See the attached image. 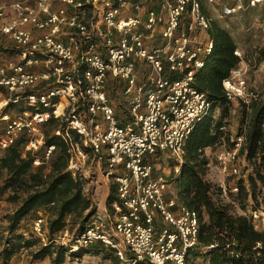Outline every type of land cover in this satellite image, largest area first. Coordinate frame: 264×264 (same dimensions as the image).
Instances as JSON below:
<instances>
[{
	"label": "built area",
	"instance_id": "2783aa9c",
	"mask_svg": "<svg viewBox=\"0 0 264 264\" xmlns=\"http://www.w3.org/2000/svg\"><path fill=\"white\" fill-rule=\"evenodd\" d=\"M241 8L223 3L220 16ZM211 23L200 0L0 4V34L14 42L17 58L6 61L0 51V156L20 139H25L23 155L42 148L44 125L55 118L53 133L68 145V169L76 174L83 163L104 157L106 176L117 188L111 214L91 216L74 236L66 226L52 242L101 243L132 264H185L187 251L198 245V213L171 196L170 181L156 175L152 158L168 152L176 160L174 174L180 173L186 141L211 108L208 95L195 86L196 73L214 51ZM234 53L243 61L237 49ZM110 79L121 81L130 98L124 122L107 91ZM223 87L230 99L249 102L256 96L242 67L231 70ZM234 141V148L217 156L225 176L207 178L211 161L206 173L223 193L226 176L241 172L243 136ZM54 150V145L46 147L44 160L34 164L47 162ZM38 212L31 233L46 244L51 241L47 214ZM158 218L163 222L159 232Z\"/></svg>",
	"mask_w": 264,
	"mask_h": 264
},
{
	"label": "trees",
	"instance_id": "16d2710c",
	"mask_svg": "<svg viewBox=\"0 0 264 264\" xmlns=\"http://www.w3.org/2000/svg\"><path fill=\"white\" fill-rule=\"evenodd\" d=\"M209 33L215 40L214 51L209 64L196 73L195 86L208 95L212 105L189 135L180 173L175 174L174 178L179 202L195 210L199 217L198 245L187 251L185 264L190 258H202L203 264H264V230L256 228L251 215L236 214L231 204L220 198L222 189L206 179L210 160L204 153L205 148L217 145L232 149L236 143L233 138L243 136L239 156H244L251 171L246 178L238 179L236 195L244 208L251 201H258L259 183L264 186V89L256 92L249 102L239 100V126L232 137L225 130V121L231 114L232 99L223 87V80L242 59L234 53L237 45L226 29L212 22ZM217 106H221L222 111L219 117L214 118L213 110ZM57 126L55 118L44 125L42 156H38V151H27L23 155L25 139L17 141L0 156V169L6 170L8 174L0 197L7 190L13 191L17 195L15 198L21 191L26 193L22 204L11 217L9 228L12 231L17 230L23 217L31 211L45 206L54 210L48 221V238L51 241L43 244L34 257L42 260L50 257L53 264H62L68 248L52 242L55 234L69 225L66 221L68 216L80 219L76 234L82 232L93 214L91 201L84 194L83 181L68 169V145L53 133ZM74 136L78 138V135ZM50 145L55 146L52 154L54 158L50 172L46 174L44 163L35 167L34 161L38 158L44 160L45 148ZM231 189L228 188L230 194ZM116 199L117 188L113 183L106 199L109 211L113 210ZM52 202L54 205L51 206ZM86 211H90L89 217L83 216ZM22 235L20 242L32 246L34 240H27ZM96 245L99 246L94 244L88 247L97 251ZM13 252H7L5 259H10ZM114 261L119 264L117 255Z\"/></svg>",
	"mask_w": 264,
	"mask_h": 264
},
{
	"label": "rangeland",
	"instance_id": "374dc122",
	"mask_svg": "<svg viewBox=\"0 0 264 264\" xmlns=\"http://www.w3.org/2000/svg\"><path fill=\"white\" fill-rule=\"evenodd\" d=\"M14 0H0V4L9 3ZM207 15L212 19V22H216L220 27L226 29L237 45V50L241 53L243 61L238 65L246 71V79L249 87L253 92H259L264 89V0H256L255 4H252V0H223L222 4H211L207 0H202ZM224 5L237 6L241 5L235 14L229 17H221L222 8ZM1 51L14 53L15 48L5 49L0 47ZM12 49V50H11ZM263 57V58H262ZM211 63V61H210ZM107 91L115 106L118 118L121 121H126L130 114L129 95L124 93V85L121 81L110 79L107 85ZM240 102L237 99H232V109L230 116L226 119V131L235 136L239 126V114ZM221 106L215 107L213 110L214 118L219 117L221 114ZM235 139V138H233ZM229 150L224 145H217L215 147H207L204 149L205 155L212 162L209 168V175L207 178L210 180H219L225 176L219 169V163L217 156L222 150ZM38 156L43 155V150L40 148ZM54 156H52L47 162L44 163L45 173L48 174L51 169V162ZM153 162L156 165V172L159 175L164 174L170 181L169 193L171 196L177 197L174 165L176 160L168 152H158L153 158ZM106 159L94 158L83 163V169L76 174L83 181L84 194L91 201V216L111 214L106 207V199L110 192V187L114 183L112 178L106 176ZM41 165V164H40ZM38 165V166H40ZM241 172L239 175H227L225 178L226 193H222L220 198L224 202L231 204L232 210L236 214L251 215L254 224L257 229L264 230V186L259 183V189L257 191V200L251 201L249 205L244 208L241 205L240 199L236 195L237 191L228 192L229 187L237 185L239 178H246L247 174L251 171L244 156H239L237 161ZM35 167L37 165L34 164ZM8 174L6 170L0 169V190L4 185ZM20 194V195H19ZM18 198H15L13 191L7 190L2 197H0V264H53L50 257L45 259H36L34 253H36L44 244L41 238L36 237L31 233V223L35 217L39 214L38 211H43L46 215V221L51 218L54 210L49 207H42L39 210H33L23 217L17 230H10L11 217L17 208L22 204L23 199L26 196L25 192H19ZM178 198V197H177ZM253 206H256L255 210ZM90 211L84 212V217H89ZM69 225L70 235H77L76 232L79 228V218H73L68 216L66 220ZM163 226V222L160 218L157 220V232L160 231ZM66 228V227H65ZM20 234H23L27 240H34L32 246L24 245L20 242ZM22 235V236H23ZM24 238V237H23ZM61 242V241H59ZM64 245L68 248L66 253L65 262L62 264H115V252L104 246L101 243L96 245L97 251H94L91 247L82 246L77 243L75 239L71 238L66 243H56ZM9 245V246H8ZM13 250V254L10 259L6 260L5 255L7 252ZM120 260V259H119ZM119 264H132L127 261H119ZM170 264V263H169ZM186 264H203L202 258L192 259L190 258Z\"/></svg>",
	"mask_w": 264,
	"mask_h": 264
},
{
	"label": "crops",
	"instance_id": "0c3cea01",
	"mask_svg": "<svg viewBox=\"0 0 264 264\" xmlns=\"http://www.w3.org/2000/svg\"><path fill=\"white\" fill-rule=\"evenodd\" d=\"M0 47L5 48V49L14 48L15 44L7 36L0 34ZM0 51H1V49H0ZM2 53L4 54L3 57H4V60H6V61H16L17 60L15 52L10 53V52L2 51ZM139 64L142 66V62H140ZM12 113H14V112H12ZM156 175H159V173L156 172Z\"/></svg>",
	"mask_w": 264,
	"mask_h": 264
},
{
	"label": "bare ground",
	"instance_id": "6f19581e",
	"mask_svg": "<svg viewBox=\"0 0 264 264\" xmlns=\"http://www.w3.org/2000/svg\"><path fill=\"white\" fill-rule=\"evenodd\" d=\"M260 1V0H259Z\"/></svg>",
	"mask_w": 264,
	"mask_h": 264
}]
</instances>
